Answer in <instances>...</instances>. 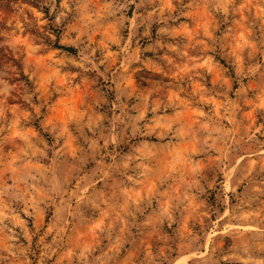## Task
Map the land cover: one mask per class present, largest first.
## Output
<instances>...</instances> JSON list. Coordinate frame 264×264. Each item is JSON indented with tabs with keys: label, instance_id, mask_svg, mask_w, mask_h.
I'll return each mask as SVG.
<instances>
[{
	"label": "rangeland",
	"instance_id": "1",
	"mask_svg": "<svg viewBox=\"0 0 264 264\" xmlns=\"http://www.w3.org/2000/svg\"><path fill=\"white\" fill-rule=\"evenodd\" d=\"M1 50L0 264H264V0H15Z\"/></svg>",
	"mask_w": 264,
	"mask_h": 264
},
{
	"label": "trees",
	"instance_id": "2",
	"mask_svg": "<svg viewBox=\"0 0 264 264\" xmlns=\"http://www.w3.org/2000/svg\"><path fill=\"white\" fill-rule=\"evenodd\" d=\"M12 1H15V0H4V1L1 0V2H0V9H8L9 6H10V3ZM56 47H58L59 49H64V50H68L69 49V48H64L62 46H56ZM0 52H2V50Z\"/></svg>",
	"mask_w": 264,
	"mask_h": 264
}]
</instances>
